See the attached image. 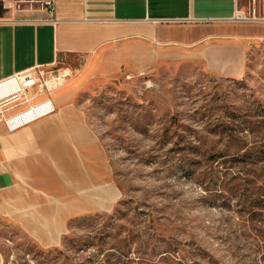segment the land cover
<instances>
[{
	"label": "rangeland",
	"instance_id": "374dc122",
	"mask_svg": "<svg viewBox=\"0 0 264 264\" xmlns=\"http://www.w3.org/2000/svg\"><path fill=\"white\" fill-rule=\"evenodd\" d=\"M195 52L170 46L146 71L80 84L117 199L51 248L0 220L2 264H264V47L250 41L238 79ZM83 65L58 64L74 71L61 83Z\"/></svg>",
	"mask_w": 264,
	"mask_h": 264
},
{
	"label": "crops",
	"instance_id": "0c3cea01",
	"mask_svg": "<svg viewBox=\"0 0 264 264\" xmlns=\"http://www.w3.org/2000/svg\"><path fill=\"white\" fill-rule=\"evenodd\" d=\"M248 4L57 0L53 17L2 5L10 17L0 18V83L36 65L50 69L73 57L84 59V65L75 70V82L61 83L51 93L52 114L14 131L0 120V220L39 247L51 248L61 243L71 218L110 209L118 191L98 134L77 103L80 84L146 71L175 45L208 56L217 75L241 78L247 45L264 42V22L234 20ZM256 7L264 18V0Z\"/></svg>",
	"mask_w": 264,
	"mask_h": 264
},
{
	"label": "built area",
	"instance_id": "2783aa9c",
	"mask_svg": "<svg viewBox=\"0 0 264 264\" xmlns=\"http://www.w3.org/2000/svg\"><path fill=\"white\" fill-rule=\"evenodd\" d=\"M57 0H0L1 5H8L16 12L43 11L50 16L55 15ZM258 0H249L248 11L237 10L234 20L239 22H264L257 15ZM264 47V42L261 43ZM51 70L57 76L51 81L61 85V79L67 78L69 70ZM36 65L30 70L14 75L11 79L0 83V120L4 121L10 131L26 126L54 112L50 99L56 86H51L45 79V71L50 70ZM63 72V73H62ZM8 82V83H7ZM16 86V87H15ZM15 87V88H14ZM47 96V99L41 97Z\"/></svg>",
	"mask_w": 264,
	"mask_h": 264
},
{
	"label": "water",
	"instance_id": "95a60500",
	"mask_svg": "<svg viewBox=\"0 0 264 264\" xmlns=\"http://www.w3.org/2000/svg\"><path fill=\"white\" fill-rule=\"evenodd\" d=\"M2 17H10V11H5L2 7V5H0V18Z\"/></svg>",
	"mask_w": 264,
	"mask_h": 264
},
{
	"label": "bare ground",
	"instance_id": "6f19581e",
	"mask_svg": "<svg viewBox=\"0 0 264 264\" xmlns=\"http://www.w3.org/2000/svg\"><path fill=\"white\" fill-rule=\"evenodd\" d=\"M7 83H8V82H7ZM0 87H1V86H0ZM15 87H16V86H15ZM15 87H14V88H15Z\"/></svg>",
	"mask_w": 264,
	"mask_h": 264
}]
</instances>
